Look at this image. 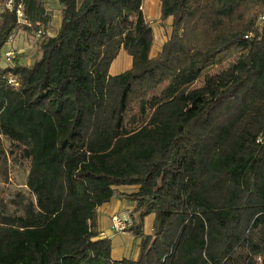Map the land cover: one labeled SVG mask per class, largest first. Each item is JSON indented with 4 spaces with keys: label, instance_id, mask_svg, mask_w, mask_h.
<instances>
[{
    "label": "trees",
    "instance_id": "obj_1",
    "mask_svg": "<svg viewBox=\"0 0 264 264\" xmlns=\"http://www.w3.org/2000/svg\"><path fill=\"white\" fill-rule=\"evenodd\" d=\"M56 1L39 57L0 68V181L5 140L29 164L27 192L0 199V264H264V0H158L171 32L155 57L146 0ZM49 24L44 0H0V60ZM121 51L131 67L111 76ZM113 199L135 204L136 260L95 230Z\"/></svg>",
    "mask_w": 264,
    "mask_h": 264
},
{
    "label": "crops",
    "instance_id": "obj_2",
    "mask_svg": "<svg viewBox=\"0 0 264 264\" xmlns=\"http://www.w3.org/2000/svg\"><path fill=\"white\" fill-rule=\"evenodd\" d=\"M49 1V0H48ZM54 2L57 3L56 0ZM142 13L144 18L148 22L156 21V24L160 23V2L158 0H146L142 4ZM57 16L55 20V31L51 32L49 29L46 31L48 37L56 36L60 24L61 18L59 15V11H56ZM52 22V21H51ZM171 20L169 19L165 26H159L158 30L154 28L155 39L159 38V45L158 48L154 51V46L151 50V57H155L162 47V45L167 41L169 38L171 27H170ZM52 26V25H51ZM54 27V26H53ZM156 44V42H155ZM8 48L5 51L9 52L11 49V45H6ZM14 57V56H13ZM15 58H13L14 60ZM18 61L22 64L19 58ZM132 60L130 57L125 56V54L121 51L116 59L110 66L109 74L111 76L119 75L131 67ZM29 66L31 64H23ZM0 68H2L0 66ZM121 193L131 194L137 191L136 186H123L117 188ZM122 189H129L128 192L122 191ZM131 207H135L134 203H130L127 201H122L118 199H113L109 203L102 205L96 211V220H95V230L99 233V238H107L111 241V258L114 261H121L123 259H131L136 260L138 255V245L139 240L135 239L133 236L126 234L124 232H115L112 226V217L119 214L123 210H131ZM154 216L149 215L144 220V233L149 234L152 228ZM149 229V230H148Z\"/></svg>",
    "mask_w": 264,
    "mask_h": 264
},
{
    "label": "rangeland",
    "instance_id": "obj_3",
    "mask_svg": "<svg viewBox=\"0 0 264 264\" xmlns=\"http://www.w3.org/2000/svg\"><path fill=\"white\" fill-rule=\"evenodd\" d=\"M45 2V8L46 12L50 16V24L48 26L49 31L53 32L55 31V20L57 16V9L58 4L54 2V0H44ZM52 21V22H51ZM150 23V22H149ZM151 26L156 30H158V27L165 26L166 23H160L156 24V21H152ZM52 25V26H51ZM54 26V27H53ZM47 29V30H48ZM46 30V31H47ZM46 31L43 33L45 35ZM159 38L155 39L154 34V51L156 48H158L159 45ZM41 37L36 38L35 34H28L24 31H18L15 33L11 39L8 42V45H11V49L9 52L13 53V58H19L22 62V64H32L38 57H39V45H40ZM156 42V44H155ZM7 46H5L1 52V60H0V66L4 67L7 64V60L4 58V53L7 50ZM124 53V52H123ZM125 54V53H124ZM125 56H127L125 54ZM129 57V56H128ZM13 61V60H12ZM225 67H218L214 70H212L206 77L201 78L196 84L195 88H205L206 86H209L213 80L219 79V73L224 69ZM164 87L160 88L156 93L159 95ZM125 124L128 129H134L140 124L139 120V108L137 105L133 106L131 112L126 116ZM5 147L8 152V179L6 182L0 181V199L8 201L11 200L14 197V194L16 192H27V188L25 187L26 183V177L29 170V164L27 161L23 160L16 152L11 153V145L8 141L5 140ZM124 192H128L129 189H122ZM131 210H123L120 212L119 216L123 215V218H127L130 222L131 219L129 217L130 212L134 209L131 207ZM13 210H10V213ZM112 220V219H111ZM114 230V229H113ZM149 230V229H148ZM116 232V231H115ZM151 232V231H150ZM126 233V232H124ZM128 234V233H126ZM130 235V234H129Z\"/></svg>",
    "mask_w": 264,
    "mask_h": 264
},
{
    "label": "built area",
    "instance_id": "obj_4",
    "mask_svg": "<svg viewBox=\"0 0 264 264\" xmlns=\"http://www.w3.org/2000/svg\"><path fill=\"white\" fill-rule=\"evenodd\" d=\"M7 8L11 9V1L8 2ZM16 14H17L18 19L22 18L21 5L18 6ZM43 35H44V33L41 30H39L35 33L36 38H40ZM4 56H5L7 61H10L13 58V53L12 52H6ZM9 82L11 84H14V81L12 79H10ZM130 225H131V222L127 218H123V215L122 216L115 215L112 217V226H113L114 231H116V232H123Z\"/></svg>",
    "mask_w": 264,
    "mask_h": 264
}]
</instances>
